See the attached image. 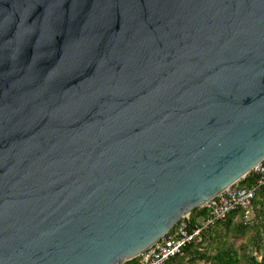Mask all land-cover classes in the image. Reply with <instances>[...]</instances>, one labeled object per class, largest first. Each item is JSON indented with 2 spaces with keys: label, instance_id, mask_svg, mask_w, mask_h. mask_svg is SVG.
Returning a JSON list of instances; mask_svg holds the SVG:
<instances>
[{
  "label": "water",
  "instance_id": "water-1",
  "mask_svg": "<svg viewBox=\"0 0 264 264\" xmlns=\"http://www.w3.org/2000/svg\"><path fill=\"white\" fill-rule=\"evenodd\" d=\"M264 160V0H0V264H124Z\"/></svg>",
  "mask_w": 264,
  "mask_h": 264
},
{
  "label": "trees",
  "instance_id": "trees-1",
  "mask_svg": "<svg viewBox=\"0 0 264 264\" xmlns=\"http://www.w3.org/2000/svg\"><path fill=\"white\" fill-rule=\"evenodd\" d=\"M256 178L251 170L238 182L250 187ZM243 211L241 208L234 209L224 219L204 228L192 243L183 247V257L192 264L196 261L209 264H264V185L254 192L249 220L244 219ZM206 216L204 208H194L188 215V227L200 224ZM238 237L243 240L236 245L233 240ZM124 264H137V259L127 260Z\"/></svg>",
  "mask_w": 264,
  "mask_h": 264
},
{
  "label": "built area",
  "instance_id": "built-area-1",
  "mask_svg": "<svg viewBox=\"0 0 264 264\" xmlns=\"http://www.w3.org/2000/svg\"><path fill=\"white\" fill-rule=\"evenodd\" d=\"M252 171L257 176L252 186L246 187L235 182L211 198L201 206L206 210L207 216L200 224L189 228L188 223L181 219L173 229L136 257L137 264H167L182 252L184 246L192 243L204 228L224 219L234 209H243L244 219L249 220L254 192L259 186L264 185L263 161L254 166Z\"/></svg>",
  "mask_w": 264,
  "mask_h": 264
},
{
  "label": "crops",
  "instance_id": "crops-1",
  "mask_svg": "<svg viewBox=\"0 0 264 264\" xmlns=\"http://www.w3.org/2000/svg\"><path fill=\"white\" fill-rule=\"evenodd\" d=\"M167 264H192V263H190L187 258H184L183 252H181L179 255L172 258ZM194 264H209V263L196 261Z\"/></svg>",
  "mask_w": 264,
  "mask_h": 264
},
{
  "label": "rangeland",
  "instance_id": "rangeland-1",
  "mask_svg": "<svg viewBox=\"0 0 264 264\" xmlns=\"http://www.w3.org/2000/svg\"><path fill=\"white\" fill-rule=\"evenodd\" d=\"M242 240H243V238L238 237V238L234 239L233 241L235 242L236 245H238V243L241 242Z\"/></svg>",
  "mask_w": 264,
  "mask_h": 264
}]
</instances>
